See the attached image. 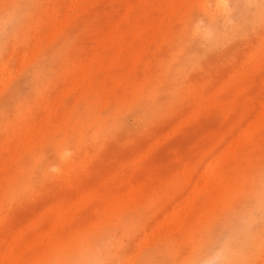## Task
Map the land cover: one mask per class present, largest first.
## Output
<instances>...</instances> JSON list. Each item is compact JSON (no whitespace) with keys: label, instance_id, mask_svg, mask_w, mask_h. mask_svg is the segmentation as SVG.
I'll return each instance as SVG.
<instances>
[{"label":"rangeland","instance_id":"obj_1","mask_svg":"<svg viewBox=\"0 0 264 264\" xmlns=\"http://www.w3.org/2000/svg\"><path fill=\"white\" fill-rule=\"evenodd\" d=\"M244 1L222 24L216 0H0V246L22 251L1 264L103 226L94 264H222L236 241L233 264H264V19L232 31Z\"/></svg>","mask_w":264,"mask_h":264},{"label":"bare ground","instance_id":"obj_2","mask_svg":"<svg viewBox=\"0 0 264 264\" xmlns=\"http://www.w3.org/2000/svg\"><path fill=\"white\" fill-rule=\"evenodd\" d=\"M224 0H216V10L208 13L209 17L214 19L216 17L221 18L222 24L229 23L231 21V13L227 11V9L223 8ZM221 9V10H219ZM18 11V10H17ZM238 20L236 23L232 24V31L236 29L245 28L247 25L249 26L250 22H257L258 20L264 19V0H246L244 1V5L239 9ZM3 18L8 20L11 19V15L9 13H3ZM200 28L195 25V30H199ZM227 37V34L223 31H218L216 36L210 40L209 44H213L214 42L223 41ZM199 57V56H198ZM196 56V59L198 58ZM195 58V57H194ZM193 58V59H194ZM181 59V58H180ZM199 59V58H198ZM178 65L182 64V60L177 62ZM178 74H181L178 72ZM168 80V76L166 77ZM173 81L166 82L167 90L174 88V85H171ZM165 87V88H166ZM153 100V99H152ZM56 152L59 156H62V161H65L64 152H60V149H56ZM46 171V162L43 164L42 172ZM11 189V187L9 188ZM10 196L13 197L12 189L10 190ZM67 208V207H65ZM58 217L55 218V221L59 224L67 222L69 219L67 215V210L64 209L62 213L58 212ZM112 235V230L108 226L97 227L92 231L87 237H80L76 239L73 244H71L68 248H65L63 251V256L59 255H50L49 258L40 264H94L96 259L98 258L97 248L101 246V244L107 239H109ZM245 249L241 242L236 241L235 244H232L224 255V261L222 264H233V257L235 252L242 251ZM20 249L16 248L11 250L10 252H5L4 247L0 246V255L5 256L6 259H17L20 255ZM236 252V253H237ZM203 252L200 255H197L193 259H191L188 263L183 261L181 258L179 259L178 264H198L201 262V258ZM197 261V263H196ZM8 262V261H7ZM5 262V263H7ZM205 263V262H201ZM1 264V263H0ZM108 264H117L115 260L108 261ZM135 264V263H131Z\"/></svg>","mask_w":264,"mask_h":264}]
</instances>
